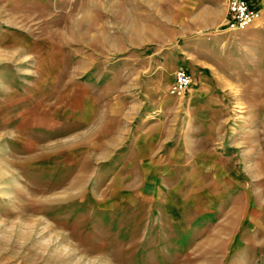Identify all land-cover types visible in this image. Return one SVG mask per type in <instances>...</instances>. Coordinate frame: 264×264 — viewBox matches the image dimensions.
Segmentation results:
<instances>
[{
    "label": "rangeland",
    "instance_id": "374dc122",
    "mask_svg": "<svg viewBox=\"0 0 264 264\" xmlns=\"http://www.w3.org/2000/svg\"><path fill=\"white\" fill-rule=\"evenodd\" d=\"M246 1L0 0V264H264Z\"/></svg>",
    "mask_w": 264,
    "mask_h": 264
},
{
    "label": "built area",
    "instance_id": "2783aa9c",
    "mask_svg": "<svg viewBox=\"0 0 264 264\" xmlns=\"http://www.w3.org/2000/svg\"><path fill=\"white\" fill-rule=\"evenodd\" d=\"M260 17L258 9L251 7L246 0H228L225 30L242 31L251 26ZM171 93L183 95L190 84V77L183 68L173 72Z\"/></svg>",
    "mask_w": 264,
    "mask_h": 264
}]
</instances>
